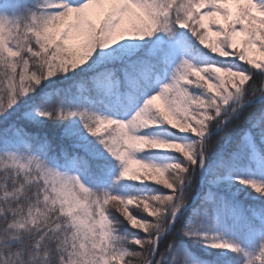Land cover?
<instances>
[{"label":"snow or ice","instance_id":"obj_1","mask_svg":"<svg viewBox=\"0 0 264 264\" xmlns=\"http://www.w3.org/2000/svg\"><path fill=\"white\" fill-rule=\"evenodd\" d=\"M0 264H264V0H0Z\"/></svg>","mask_w":264,"mask_h":264}]
</instances>
